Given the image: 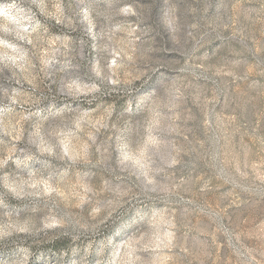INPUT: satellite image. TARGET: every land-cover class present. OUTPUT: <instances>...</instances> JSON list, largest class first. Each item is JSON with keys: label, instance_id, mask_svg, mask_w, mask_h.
I'll return each instance as SVG.
<instances>
[{"label": "rangeland", "instance_id": "1", "mask_svg": "<svg viewBox=\"0 0 264 264\" xmlns=\"http://www.w3.org/2000/svg\"><path fill=\"white\" fill-rule=\"evenodd\" d=\"M0 264H264V0H0Z\"/></svg>", "mask_w": 264, "mask_h": 264}]
</instances>
